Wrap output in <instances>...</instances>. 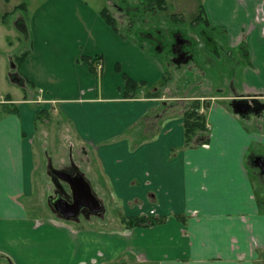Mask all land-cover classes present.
Wrapping results in <instances>:
<instances>
[{
  "label": "crops",
  "instance_id": "obj_1",
  "mask_svg": "<svg viewBox=\"0 0 264 264\" xmlns=\"http://www.w3.org/2000/svg\"><path fill=\"white\" fill-rule=\"evenodd\" d=\"M1 1L10 6L0 3V17L7 13L0 26L27 4L32 49L11 73L18 81L8 78L14 57L8 51L3 59V41L0 98L10 84L34 90L35 97L18 95L11 102L18 112L0 117V264H11L6 257L13 264H264V198L250 165L257 146H264V130L256 126L263 121L246 122L229 105L231 95L212 97L206 103L210 143L185 148L183 118L160 119L166 98L124 97L123 73L153 85L164 66L116 32L99 6L88 0ZM204 9L210 27H226L229 47L246 42L242 89L264 99V0H204ZM84 55H103L100 76L80 60ZM54 106L56 124H71L99 165L97 173L87 163L89 180L100 199L107 193L119 220L111 212L107 222L95 218L91 224L38 214L46 209L35 207V117L40 107ZM142 214L166 220L125 228L123 215Z\"/></svg>",
  "mask_w": 264,
  "mask_h": 264
},
{
  "label": "rangeland",
  "instance_id": "obj_2",
  "mask_svg": "<svg viewBox=\"0 0 264 264\" xmlns=\"http://www.w3.org/2000/svg\"><path fill=\"white\" fill-rule=\"evenodd\" d=\"M11 1L14 4L16 0ZM88 1L99 6L100 9L107 7L110 13L115 17L116 25L122 35L130 36L129 39L132 40H134V38L140 39L139 42L144 44L149 50L158 53L163 63L160 59L156 58L162 63V66H165L163 67V73L166 72V69H169L171 70V76L175 75V73L181 76V80L178 84L180 87H185L187 83V87L197 84V87L192 88L193 91L204 93V95L210 94L206 103H209L212 97H223L226 95H231L233 97V99H230L231 101L242 100L252 103L253 107L243 114L247 117L244 118L248 123L262 120L263 124H257L256 126L260 130H264V99L251 98L249 94L242 89L244 80L243 70L248 65L249 61L247 59L248 48L246 42L245 48L240 46L242 42L235 47H229L226 44V27L221 26L208 29L203 23H198L199 25L195 26L191 22L198 15L200 3H203L204 6V0H167L166 8H163V10L156 9L148 12L143 11L140 0ZM0 3L4 8L10 6L6 1H1ZM155 8L157 7L152 6V10ZM28 12V8L27 11L18 9L15 14H8L4 19V23L2 22L3 25L0 26L2 29L0 33V48L5 49L3 41H5L7 45V50L5 49L2 51L4 55L3 59L5 60V55L8 54V51L9 56H12V58L14 57L13 61L8 64V68H10L8 78H10L9 76L11 73L17 71L18 67L15 66L17 64L15 57L28 49H32V35L29 30L30 25L25 21V30L18 27L20 22H22L20 21L22 18H20L19 15L23 14L25 19V17H28ZM174 14L176 16H174ZM158 40L162 43H166L165 46L171 48V50L174 49L177 57L179 53L184 56L181 58L178 57L176 60L177 68L167 66V63L170 62L169 56L166 55L165 51H160L158 48ZM186 65H191V67L187 68ZM195 65H198L199 68L193 69L192 67ZM11 76L21 81V78L18 79L15 74ZM160 79L154 83L155 87H160L162 82V88H165L164 91L174 93L175 87L172 84L164 85L162 77ZM172 88H174V90ZM5 90L8 91H4V95L0 98V102L4 104H11L13 98L18 95L20 96V94L32 98L35 97L34 90L30 91L28 88L19 89L11 84L6 87ZM55 108L54 106L50 109L51 114L59 113L58 109ZM240 115H242V113H240ZM49 122L47 125H37L36 129V146L38 147L37 170L40 187L39 194L35 199V207L44 204L46 212L38 211V214L46 217L49 211L51 216L61 218L51 207L50 200L57 193L58 187L69 194L68 184L62 180L59 175H53L50 169L64 171L72 175L81 172L89 179L88 168L90 166H88L87 163L90 162L92 164L91 168L97 173H100V168L83 150L81 145H79V137L71 124H56L55 118ZM174 149H172V155L177 153L178 148L175 147ZM254 149L255 148H253L252 151ZM250 154L251 151L248 155ZM258 154L260 156L264 155V146H257L253 156ZM257 157L258 156L252 157V159ZM250 165L254 185L255 188L258 189L257 193L260 197L264 198V175H261L259 168L254 166L251 162ZM42 198L43 202H41ZM100 200L105 206L102 215H93L92 213L82 210L77 217L70 220L76 223L84 222L91 224L93 223V219L100 218L102 221L104 220L107 222L105 217L108 216L107 214L109 212L115 213V217L119 220L117 210L110 207L107 193H105V196L101 197ZM117 264H127V262H123L122 260Z\"/></svg>",
  "mask_w": 264,
  "mask_h": 264
},
{
  "label": "trees",
  "instance_id": "obj_3",
  "mask_svg": "<svg viewBox=\"0 0 264 264\" xmlns=\"http://www.w3.org/2000/svg\"><path fill=\"white\" fill-rule=\"evenodd\" d=\"M166 1L167 0H140V3L142 4L143 11L148 12L150 10L154 11L156 9L163 10V8H166L165 7L167 4ZM152 6H156L157 8L152 10ZM21 7L27 10V4H25L24 2L16 6V9L14 10H17ZM6 14L7 13L2 15L0 18H3ZM100 15L123 38L125 39L130 38V36L122 35L119 32V29L116 25V19L112 15V13H110L107 7H103L100 9ZM174 16L176 15L174 14ZM191 22L195 26L199 25L198 23H203L208 29H213L212 27L209 26L208 17L206 15V11L204 9L203 3H200L198 9V15ZM18 27L25 30L26 29L25 21L22 20V22H20ZM134 41L140 43L142 48L147 49L150 53H152L155 57H157L162 61L158 53L149 50L144 44L139 42L140 39L134 38ZM240 46L245 48L246 47L245 41H243ZM30 51L31 50L24 51L23 54H21L19 57L16 58V62H17L16 66H20L23 63L24 59L30 53ZM166 55L169 56V61H170L167 63V66L177 68V63L176 60L174 59L175 52L171 50L169 53H166ZM102 58L103 55H93V56L84 55L80 58V60L87 62L90 66L91 71L96 73L98 76H100L101 70H99L97 63L99 62V60L102 61ZM186 66L187 68L191 67V65H186ZM197 67L199 68L198 65H195L192 68L195 69ZM116 70L118 72L122 71V68L119 63L116 65ZM170 71L171 70L166 69V72L163 73L162 75V79L164 80V85L172 84L175 87V90L174 88H172L174 90V93L170 91L169 92L164 91L165 88H162V82L160 84V87L156 88L155 84L150 85L145 80H136L131 76H129L127 73H123V77L125 80L124 97L125 98H163V97L166 98V100H164L160 104V107L158 108V112L162 113L160 119L167 118L169 116H180L183 118V128H184L183 147L193 148L210 143L211 133L206 115V110H207L206 102L208 101V99H204L210 94L204 95V93H198L193 91L192 88L197 87L198 86L197 84L190 85L189 87H187L188 83L186 82L187 84L185 85V87H180L178 84L181 80V76L178 75V73L177 74L175 73V75L171 76ZM23 99H30V98L28 96H24ZM173 105L175 106V108ZM230 105L234 108L232 101ZM35 106L37 107L38 105ZM50 109H52V107L39 108L35 117L36 127L37 125L47 124L49 121L53 120L54 117L53 114H51ZM18 110L19 109L17 105L3 104L0 107V117H3L4 115L10 113H17ZM157 130L158 129H156L154 133L157 132ZM121 218L126 229L156 225L163 223L166 220L165 216L147 215V214H142L138 216L123 215ZM180 218L183 219L184 216L181 215ZM6 258L11 262V264H13L9 257Z\"/></svg>",
  "mask_w": 264,
  "mask_h": 264
},
{
  "label": "water",
  "instance_id": "obj_4",
  "mask_svg": "<svg viewBox=\"0 0 264 264\" xmlns=\"http://www.w3.org/2000/svg\"><path fill=\"white\" fill-rule=\"evenodd\" d=\"M234 109L236 112L244 114L248 109V107L243 108L244 103H248L247 101L242 100H234L232 101ZM207 103V105H209ZM242 107H239V105ZM264 162V158H260ZM264 165L262 168L264 170ZM56 172L62 174L59 177L66 181L68 184V190L70 193L68 194L69 198H56L55 200L50 201V205L53 210L63 219L70 220L79 215L82 208L87 207L92 211L95 215H102L105 210L104 204L101 202L100 198L94 191V188L89 179H87L81 172H78L74 175L70 173H66L64 171L55 170ZM79 191L82 198L76 200L73 199L72 196H75V192Z\"/></svg>",
  "mask_w": 264,
  "mask_h": 264
},
{
  "label": "flooded vegetation",
  "instance_id": "obj_5",
  "mask_svg": "<svg viewBox=\"0 0 264 264\" xmlns=\"http://www.w3.org/2000/svg\"><path fill=\"white\" fill-rule=\"evenodd\" d=\"M158 48L160 49V51H165V53H169L170 51H171V48H169V47H166L165 46V44L166 43H162V42H160L159 40H158ZM173 51L175 52V50L173 49ZM188 56V55H187ZM186 56V57H187ZM179 58H181V57H184L182 54H180L179 53V56H178ZM178 57H177V55H176V53H175V56H174V59L175 60H177L178 59ZM256 103V102H255ZM239 105V104H238ZM244 106H243V108H246V107H248V109H250V108H252L253 107V105H252V103H244L243 104ZM239 107H242V105H239ZM260 158H264V155H259L257 158H255V159H252L251 158V160H250V162L254 165V166H256V167H258L259 168V172L261 173V175H264V170H263V168H262V165H264V162L260 159ZM264 167V166H263ZM50 171H51V173L53 174V175H62V174H60V173H58V172H56L54 169H50ZM69 191V190H68ZM69 193H70V191H69ZM70 196L68 195V193H66V192H64L63 191V189H61L60 187H58V191H57V193L52 197V201L53 200H55L56 198H59L60 200H61V198H69ZM73 197V199H76V200H78V199H80V198H82V196H81V194H80V192L79 191H76L75 192V196H72ZM50 200V201H51ZM82 210H84L85 212H89V213H92V211L91 210H89L87 207H85V208H82L81 209V211Z\"/></svg>",
  "mask_w": 264,
  "mask_h": 264
},
{
  "label": "built area",
  "instance_id": "obj_6",
  "mask_svg": "<svg viewBox=\"0 0 264 264\" xmlns=\"http://www.w3.org/2000/svg\"><path fill=\"white\" fill-rule=\"evenodd\" d=\"M101 66H102V65H101V62H99V63H98V67L101 68Z\"/></svg>",
  "mask_w": 264,
  "mask_h": 264
}]
</instances>
